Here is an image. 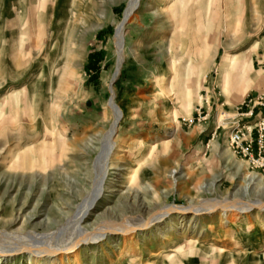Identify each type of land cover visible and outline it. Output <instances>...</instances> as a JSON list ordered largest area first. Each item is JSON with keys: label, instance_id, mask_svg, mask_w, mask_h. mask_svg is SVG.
Returning <instances> with one entry per match:
<instances>
[{"label": "rangeland", "instance_id": "1", "mask_svg": "<svg viewBox=\"0 0 264 264\" xmlns=\"http://www.w3.org/2000/svg\"><path fill=\"white\" fill-rule=\"evenodd\" d=\"M129 2L0 0V264H264V0Z\"/></svg>", "mask_w": 264, "mask_h": 264}, {"label": "built area", "instance_id": "2", "mask_svg": "<svg viewBox=\"0 0 264 264\" xmlns=\"http://www.w3.org/2000/svg\"><path fill=\"white\" fill-rule=\"evenodd\" d=\"M230 143L235 147L245 145L246 154L264 169V115L252 126L235 129L230 134Z\"/></svg>", "mask_w": 264, "mask_h": 264}, {"label": "bare ground", "instance_id": "3", "mask_svg": "<svg viewBox=\"0 0 264 264\" xmlns=\"http://www.w3.org/2000/svg\"><path fill=\"white\" fill-rule=\"evenodd\" d=\"M176 1H179V0H176ZM138 2L139 0H130L129 2V5H128V8L126 10V13H125V17L126 19L132 14L133 10L136 8V6L138 5ZM120 42V41H119ZM119 47L121 48V44L119 45ZM242 60V59H241ZM246 70L242 67V65L239 63L238 64V67H237V72L238 73H244ZM247 72V71H246ZM110 106L114 112V122H113V125L111 127V129L109 130V132L107 133V135L105 136V138L103 139L104 140V148H106L107 151H109V153L111 152L113 146H114V143L113 141L111 140L112 139V136L114 134V131L116 129V124L117 122L120 120L121 118V111L119 110V108L114 104L113 100L110 101ZM101 171V170H100ZM101 173V172H100ZM98 184H99V181H98ZM173 212H178L175 208L173 207H170L166 210V212L164 214H170V213H173ZM179 212L181 213H186L188 212V209H183V210H179ZM255 218H257L258 216H254ZM79 244V243H78ZM75 249H76V246H72L69 248V250L67 251V253H70V252H75ZM52 256H56L55 254L52 255Z\"/></svg>", "mask_w": 264, "mask_h": 264}, {"label": "water", "instance_id": "4", "mask_svg": "<svg viewBox=\"0 0 264 264\" xmlns=\"http://www.w3.org/2000/svg\"><path fill=\"white\" fill-rule=\"evenodd\" d=\"M111 101H112V99H111Z\"/></svg>", "mask_w": 264, "mask_h": 264}]
</instances>
